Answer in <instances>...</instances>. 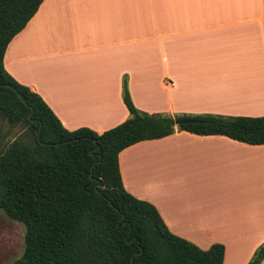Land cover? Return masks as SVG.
Masks as SVG:
<instances>
[{
  "label": "crops",
  "instance_id": "0c3cea01",
  "mask_svg": "<svg viewBox=\"0 0 264 264\" xmlns=\"http://www.w3.org/2000/svg\"><path fill=\"white\" fill-rule=\"evenodd\" d=\"M3 65L68 130L123 122V77L148 113L260 116L264 0H43ZM118 164L172 233L223 244L222 264H247L264 242V144L175 130L124 148Z\"/></svg>",
  "mask_w": 264,
  "mask_h": 264
},
{
  "label": "trees",
  "instance_id": "16d2710c",
  "mask_svg": "<svg viewBox=\"0 0 264 264\" xmlns=\"http://www.w3.org/2000/svg\"><path fill=\"white\" fill-rule=\"evenodd\" d=\"M42 1L0 0V209L24 224V251L11 264H222L223 244L201 249L172 233L152 203L124 188L118 155L175 130L264 144V115H185L197 121L177 125L178 116L139 110L123 77V122L68 130L3 65ZM263 260L264 242L247 264Z\"/></svg>",
  "mask_w": 264,
  "mask_h": 264
},
{
  "label": "rangeland",
  "instance_id": "374dc122",
  "mask_svg": "<svg viewBox=\"0 0 264 264\" xmlns=\"http://www.w3.org/2000/svg\"><path fill=\"white\" fill-rule=\"evenodd\" d=\"M9 239V241H8ZM0 264H11L18 260L24 251V224L8 217L0 209Z\"/></svg>",
  "mask_w": 264,
  "mask_h": 264
},
{
  "label": "water",
  "instance_id": "95a60500",
  "mask_svg": "<svg viewBox=\"0 0 264 264\" xmlns=\"http://www.w3.org/2000/svg\"><path fill=\"white\" fill-rule=\"evenodd\" d=\"M19 95V93H18ZM20 96V95H19ZM197 121V119L195 118H191V117H177L175 119V123L178 125V124H182V123H192V122H195Z\"/></svg>",
  "mask_w": 264,
  "mask_h": 264
},
{
  "label": "built area",
  "instance_id": "2783aa9c",
  "mask_svg": "<svg viewBox=\"0 0 264 264\" xmlns=\"http://www.w3.org/2000/svg\"><path fill=\"white\" fill-rule=\"evenodd\" d=\"M164 83L173 85V82L172 81H168V80H165V79H164Z\"/></svg>",
  "mask_w": 264,
  "mask_h": 264
}]
</instances>
